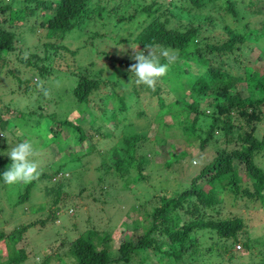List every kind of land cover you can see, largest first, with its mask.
<instances>
[{"label": "rangeland", "instance_id": "rangeland-1", "mask_svg": "<svg viewBox=\"0 0 264 264\" xmlns=\"http://www.w3.org/2000/svg\"><path fill=\"white\" fill-rule=\"evenodd\" d=\"M150 1L91 0L88 15L67 31L60 42L70 51L74 50V54L59 49L57 55L51 50L44 52L43 42L47 39L44 28L39 25L40 12L27 15L20 24L10 26L8 9L0 11V28L13 33L11 49L0 50V117L7 118L6 129L0 130L4 134L0 135V157L6 159L8 156L4 153L27 140L34 147L32 159L39 164L40 172L47 174L56 170L50 178L30 183L8 185L0 177V232L7 234L15 227L31 223L16 244L7 246L6 241L0 240V264H9L6 254L17 249H22L24 257L13 264H73L70 243L78 235L88 237L95 248H105L109 256L114 257L122 240L135 242L150 228L148 237L159 245V250L144 252L148 255L146 262L151 264H264L261 205L245 197H233L225 184L227 178L221 180L222 186L213 182L211 205L204 207L198 203L197 210L203 218H241L243 227L238 241L227 247L228 251L217 255V247L222 245L220 238L213 230H197L185 243L183 260L173 261L163 253L168 246L165 234L160 232L161 225L157 222L156 227H152L153 209L160 205L162 198H170L186 187L190 178L218 151L238 148V142L232 132L226 136L230 139L228 144H224L219 129L213 131L212 137H205L210 114H215L212 106H206V96L198 99L200 108L204 109L194 122V129L187 128L192 113L182 109L187 103L182 92L191 84L189 75L196 72L194 69L171 73L168 82L162 81L168 89L165 92L168 97L161 108L147 86L135 83V75L123 61L129 57L130 65L134 64L135 51L144 50L138 47L135 38L150 20L141 8ZM183 1L185 8H189L187 0H154L160 6L156 15H161L167 25L175 26L178 22L172 14L181 9ZM203 1L205 4L198 14L210 15L215 6ZM246 1H235L238 9L235 16L224 13L214 18L213 40L225 36L222 24L235 30H242L244 23L249 27L264 26V0H252L254 6H246ZM4 4L13 9L32 5L26 0H0V5ZM95 4H104L110 10L97 16L92 11ZM152 47L158 54L169 50ZM242 54L253 69L262 68L264 36L257 38ZM42 66L49 71L41 72ZM72 71L101 82L98 90L89 95L87 105L72 103L68 97V87L73 83ZM228 71L234 72V67L228 66ZM38 81L49 90L47 97L38 90ZM235 87L242 97L253 95L244 80ZM88 113L98 116L91 124ZM230 115L233 129L245 126L241 118L234 113ZM55 118H66L84 129L88 123L92 126L88 132L93 138L75 142L76 133L61 130L60 136L67 137V144L52 141V132L47 129ZM252 125V134L264 141V110L258 119L252 120ZM135 134L139 137L142 134L143 138L133 137ZM199 138H205L203 146H198ZM129 145L132 157L125 156L124 163L117 161L115 152L122 154ZM253 162L264 172V142ZM10 164L0 163V176ZM232 164L238 170L240 182L246 180L243 164L236 160ZM211 171L213 169L207 174ZM26 190L27 195L19 198ZM205 190L208 191L207 184H204ZM195 215L184 216L183 220ZM242 241L247 242V249L236 247Z\"/></svg>", "mask_w": 264, "mask_h": 264}, {"label": "trees", "instance_id": "trees-1", "mask_svg": "<svg viewBox=\"0 0 264 264\" xmlns=\"http://www.w3.org/2000/svg\"><path fill=\"white\" fill-rule=\"evenodd\" d=\"M26 1L32 3V5L15 9L10 8L7 4L0 5V11L8 9L10 26L20 24L26 19L27 15H33L38 11L42 13L41 15L39 13V25L44 28V36L47 39L43 42L44 52L51 50L53 55H57L59 49V51L64 50L74 54V50L70 51L60 42L67 31L78 26L88 15L91 0ZM187 1L190 4L189 8H185L183 1L180 4L181 9L177 13H169L178 22L175 26L167 25L166 20L161 19V15H156L160 6L154 0L141 6L142 10L150 16V20L136 35L135 42H137L138 47L158 46L168 48L170 53L176 57L175 61L169 64L167 74L156 80L155 87H148L150 94L155 97L154 100L158 108L164 107L168 97L165 92L168 89L162 81L168 82L171 73H187L190 69H194L196 72L193 75L188 74L192 81L191 84L182 92L187 97V103L182 105V109L192 113L191 124L187 128L189 130L194 129V122L203 113L204 109L200 108L198 99L200 96H206V106H212L215 114H210L211 119L204 132L205 137H212L213 131L219 129L222 131V141H224V144H228L230 139L226 136L233 132L238 142V148L218 151L212 160L202 165L199 171L190 178L186 187L170 198H162L160 205L153 209L151 214L152 227L155 228L157 222L161 225L160 232L165 234L164 240L168 246L167 249L163 250V253L167 257H171L173 261L183 260L184 253H182V250L185 243L190 238L189 235L197 230H213L216 236L220 238L222 245L219 248L222 247V250L220 251L217 247V255H220L222 251H228L227 247L238 241V234L243 227L241 218H203L202 213L197 210L198 203H202L204 207L211 205L213 182L216 181L222 186L220 184L221 180L227 178L225 184L228 186L230 194L234 195L233 197H245L247 201H257L264 213V172L255 166L253 162L256 151L263 146L264 141L263 139L257 140L252 134L254 128L252 120L258 119L259 114L263 113L264 110L262 109V105H264V66L257 70L253 69L251 65L246 63L245 56L242 54L243 50L249 49L257 38L264 36V26L249 27L248 23H244L242 30H235L229 25L222 24L225 36L220 40H213L214 18H220L224 13L235 16L238 10L235 4L236 0H207L210 5L215 6V11L205 16H199L198 14L201 5L205 4L203 0ZM244 4L254 6L255 2L247 0ZM108 10L110 9H107L104 4H95L92 7V11L97 16H102V13H106ZM133 10H136V8L133 7ZM45 11H50V13ZM120 19H123V17ZM12 37L13 33L11 31L0 28V50L11 49ZM123 63L127 69L130 68L131 61L129 57ZM160 63L166 64L168 61L161 56ZM56 65L59 66V63H56ZM228 66H233L234 72L228 71ZM47 69L46 66L40 68L41 72L49 71ZM72 75L73 83L68 87V97L72 103L87 105L90 102L89 95L98 90L97 86L101 82L99 83L84 73L72 71ZM242 80H244L247 89L253 91V95L241 96L235 85ZM102 82L108 84L106 81ZM174 103L176 104V100ZM120 105V108H122V103ZM231 113L241 118L245 126H237L233 129L232 124L229 123ZM96 118H98L96 114L88 113L89 124ZM52 123H54V128H51ZM88 123L87 128L84 129L81 125L66 118H55L50 121V127L48 126L47 130L52 132V141L56 140V143H62L65 146L67 137H61L60 131L66 130L73 134L76 133L75 142L93 138L92 133L88 132V129L92 128ZM6 124L7 118L2 119L0 117V130L6 129ZM94 132H96V129ZM141 135L139 137L138 134H135L133 137L143 138ZM204 144L205 138H199L198 146ZM122 152V154L115 152L118 156L115 159L124 163L127 156L132 157L131 146L129 145ZM234 160L243 164V174L246 178L243 182H240L238 170L233 167L232 162ZM2 162L10 163L11 161L9 157L6 159L0 157V163ZM116 164L119 166L118 163ZM212 169L213 171L207 174ZM55 172L56 170L47 174L41 173L39 178H50ZM242 183L243 186L240 187ZM204 184H207L208 191H204ZM26 195L27 190L19 198L22 199ZM193 213L196 214L194 217L183 220L184 216ZM29 225L31 223L15 227L7 234L0 232V240L6 241L7 246L9 243L11 245L16 244L20 234ZM150 230L152 228L146 229L135 242L129 239L122 240L117 245L114 257H110L105 248H95L88 237L78 235L70 243L71 253L75 260L73 264H151L146 262L148 255L144 252H147L148 249L159 250V245L153 238L148 237ZM239 247L247 249L248 244L246 241H242ZM140 254H143V256H140ZM6 255V261L9 264L17 263L24 257L22 249L11 251Z\"/></svg>", "mask_w": 264, "mask_h": 264}, {"label": "clouds", "instance_id": "clouds-1", "mask_svg": "<svg viewBox=\"0 0 264 264\" xmlns=\"http://www.w3.org/2000/svg\"><path fill=\"white\" fill-rule=\"evenodd\" d=\"M161 56L167 59L168 63L161 64ZM175 58V55L171 54L169 50H161L158 54L155 48L144 46L143 51H135L132 59L136 62L130 66L129 71L135 75L137 85L143 84L149 88H154L156 80L167 74L169 64L173 63ZM37 88L45 97L49 95V90L43 86L42 82H37ZM0 135L4 136L2 132ZM4 154L11 161L8 169L0 176L5 184L30 183L39 178L41 172L39 164L32 159L35 150L30 141L20 142Z\"/></svg>", "mask_w": 264, "mask_h": 264}, {"label": "built area", "instance_id": "built-area-1", "mask_svg": "<svg viewBox=\"0 0 264 264\" xmlns=\"http://www.w3.org/2000/svg\"><path fill=\"white\" fill-rule=\"evenodd\" d=\"M236 247L238 248V247H239V245L237 244V245H236Z\"/></svg>", "mask_w": 264, "mask_h": 264}]
</instances>
